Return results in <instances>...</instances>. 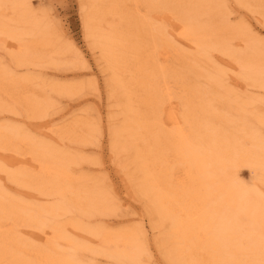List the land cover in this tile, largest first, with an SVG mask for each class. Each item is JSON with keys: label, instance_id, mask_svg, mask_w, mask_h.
Masks as SVG:
<instances>
[{"label": "bare ground", "instance_id": "6f19581e", "mask_svg": "<svg viewBox=\"0 0 264 264\" xmlns=\"http://www.w3.org/2000/svg\"><path fill=\"white\" fill-rule=\"evenodd\" d=\"M93 1L94 7L85 26L104 48L113 68V80L127 100L128 119L123 133L135 149V163L142 174L144 189L150 195L157 214L169 222L167 239L174 256L182 264H264V193L255 183L247 185L238 176L239 168L247 167L257 181L259 179L264 183V133L260 129L264 125V114H261L262 118L254 114L252 119L258 123L257 127L247 116L246 107H250L249 103H245L247 100L236 105L223 101L219 109L213 106L212 100L217 99L221 91H229L223 86L218 71L204 75L210 89L196 86L179 96V112L170 101L167 84L171 75L158 64L155 46L149 56L153 64L148 69L147 58L140 57L139 49L142 50L143 44L132 31L127 27L124 29L123 24V27L109 25L104 31L101 28L104 16L110 14L116 17L119 6H105V0ZM144 1L151 9L160 7L150 0ZM176 1L181 4L182 35L198 48L197 54L206 58L210 50L218 49L232 56L241 69L242 77L254 82L251 84L264 87L262 42L248 40L246 51L236 52L233 46L230 49L228 38L240 37L241 33L238 35L230 27L220 29L218 33V23L209 18L213 12L211 6L217 8L215 4L205 0ZM5 9L11 12L8 18L1 14ZM203 15L208 18L203 20ZM166 33L158 25L148 24L147 35L154 44ZM0 35L21 43L23 50L15 57L20 63L36 55L41 57L45 51H55V41L46 23L36 19L28 8L27 0H0ZM24 37H29L31 41L25 43ZM247 38L245 36V40ZM36 46L39 49L36 50ZM130 66L134 70L126 78L124 75L131 69ZM17 80L9 79L7 72H0L2 85L12 83L17 86L15 84L21 82ZM204 97H211L212 100L207 103ZM27 99L24 97V100ZM135 100L138 107L133 106ZM40 101L32 103L35 109L45 106ZM230 110L232 114L228 116ZM24 134L12 125L0 126V148L7 149L16 142L27 144L26 149L38 164L39 171L35 174L20 170L8 175L12 179L23 177L26 183L39 186L42 194L56 196L57 201L48 206L26 204L5 195L6 191L0 188V264H82L75 250L81 244L65 234L62 225L58 224V217L74 209L84 213L103 211L108 203L100 191L70 182V156ZM177 172L181 175L176 176ZM19 225L48 227L54 236L43 246L29 245L18 236L16 229ZM90 233L102 241L104 248H100L103 249L101 253L118 260L138 261L140 245L133 232L109 233L95 229ZM57 239L64 241L67 248H58Z\"/></svg>", "mask_w": 264, "mask_h": 264}, {"label": "rangeland", "instance_id": "374dc122", "mask_svg": "<svg viewBox=\"0 0 264 264\" xmlns=\"http://www.w3.org/2000/svg\"><path fill=\"white\" fill-rule=\"evenodd\" d=\"M135 1H103L105 6L116 4L120 11L117 10L115 13L116 17L106 14L104 21L101 22V28L106 30L109 25L123 24L124 29L127 27V30L132 31L143 44L142 50L139 49L140 57L145 60L147 58L148 69H151L150 65L153 64L149 56L155 46L158 64L171 75L168 76L167 84L170 88L171 104L181 112L179 96L196 86L208 89L210 84L204 75L218 71L222 76L223 86L229 91L227 93L221 91L215 100L211 97L203 99L207 103L212 100V105L217 106L218 109L222 107L223 101H230L236 105L247 100L245 103L250 105L249 107L245 104L247 116L257 125L258 123L252 118L254 114L261 118V114H264V87H259L256 83L251 84L253 81L250 82L242 77L241 69L232 56L218 49L210 50L206 58L197 54L198 48L182 35L179 14L181 4L178 1L150 0L153 5H160L159 9L149 8V4L144 0ZM205 1L217 6V8L211 6L213 12L210 13L209 18L214 23L215 21L218 23L217 27L215 24L218 33L225 27L234 28L233 32L238 35L241 33L240 37L242 36L243 39L239 36V38H228V44L231 43L230 49L233 46L235 51L243 52L248 40L264 43V0ZM27 2L36 19L46 23L48 32L55 41V51H45L41 57L36 55L35 59L32 58V62L29 60L20 63L15 57L23 50L21 43L0 35V72H7V77L14 81L21 77L17 80L21 82L15 84L17 86L7 83L6 87L0 81V104H2L0 126L12 125L29 138L39 140L60 151L59 153L70 156L71 162L68 165L70 182L92 190L96 189L104 196L108 207L103 211L84 213L74 209L58 217V224L62 225L65 234L81 244L75 249L79 261L82 264H182L174 256L170 240L167 239L169 222L157 214L150 195L144 189L142 174L135 163V149L123 133L128 119L127 100L122 89L113 80V68L105 55L104 48L97 43L96 37L85 26V21L93 10L94 1L27 0ZM214 7L218 9L215 13ZM3 11L1 14L4 18L11 16L10 10ZM215 14L217 19L214 18ZM121 16H124V19ZM205 17L203 15V20ZM147 21H150L148 24L158 25L167 32L164 37L157 39L155 44L147 35ZM130 24H134L135 29L134 25L130 26ZM238 28L241 30L239 31ZM245 36L248 37L246 40ZM30 41L29 37H24L25 43ZM244 42L247 44L245 45ZM262 43L260 45L264 48ZM35 48L39 49L37 46ZM199 67L206 69V72ZM133 70L134 68H131L124 76L128 78ZM233 96L238 100L232 98ZM24 97H28L27 101ZM34 101H40L45 106L35 109ZM133 106H139L136 100ZM228 114L231 116L232 111L230 110ZM260 129L264 133V125L260 126ZM26 146L27 144L23 142H16L7 149L0 148V188L6 191L5 195L26 204L28 202L31 205H52L57 201L56 196L42 194L39 186L26 183L21 176L12 179L8 175L9 172L16 173L20 170L38 173L39 166L33 161ZM238 172L243 183L247 185L255 183L264 193V183L259 179L257 181L255 174L249 168L241 167ZM180 175L181 172L176 173V176ZM95 229H103L109 233L136 234L140 245L138 261L133 263L118 260L101 253L103 249L100 248H104L102 241L90 233V230ZM16 230L25 243L33 246H43L54 236L48 227L19 225ZM57 244L58 248H67V244L60 239H57Z\"/></svg>", "mask_w": 264, "mask_h": 264}]
</instances>
